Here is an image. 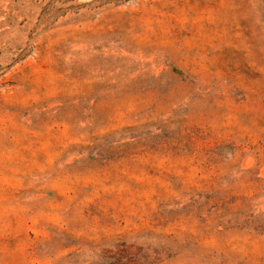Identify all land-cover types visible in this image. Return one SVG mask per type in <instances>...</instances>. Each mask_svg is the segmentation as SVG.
Wrapping results in <instances>:
<instances>
[{
	"label": "rangeland",
	"instance_id": "1",
	"mask_svg": "<svg viewBox=\"0 0 264 264\" xmlns=\"http://www.w3.org/2000/svg\"><path fill=\"white\" fill-rule=\"evenodd\" d=\"M0 264H264V0H0Z\"/></svg>",
	"mask_w": 264,
	"mask_h": 264
}]
</instances>
